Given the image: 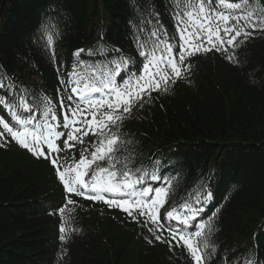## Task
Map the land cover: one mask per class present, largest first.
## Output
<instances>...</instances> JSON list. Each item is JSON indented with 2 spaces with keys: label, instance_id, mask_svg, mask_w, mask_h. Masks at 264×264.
<instances>
[{
  "label": "trees",
  "instance_id": "obj_1",
  "mask_svg": "<svg viewBox=\"0 0 264 264\" xmlns=\"http://www.w3.org/2000/svg\"><path fill=\"white\" fill-rule=\"evenodd\" d=\"M152 4L166 25L164 0ZM53 5L58 53L95 42L133 52L130 0H0V70L31 94L53 97L57 86L35 39ZM247 43L233 53L236 62L215 51L196 57L185 80L153 96L120 131L131 141L121 157L134 155L133 167L158 161L174 168L169 206L194 199L200 207L211 192L198 220L211 218L215 252L207 264H264V35ZM58 198L46 163L0 147V264H190L169 240L80 201L61 246L45 208Z\"/></svg>",
  "mask_w": 264,
  "mask_h": 264
},
{
  "label": "snow or ice",
  "instance_id": "obj_2",
  "mask_svg": "<svg viewBox=\"0 0 264 264\" xmlns=\"http://www.w3.org/2000/svg\"><path fill=\"white\" fill-rule=\"evenodd\" d=\"M130 3L135 15L130 27L140 59L120 55L121 50L114 49L117 57L109 63L110 74L103 73V78L93 76L92 82L84 76L74 79L77 76V68L74 67L67 83L61 80L67 93L60 99L62 120L57 119L51 102L46 101L45 110L40 113L44 120L40 121L39 98L14 84H6L7 77L0 76V90L7 89V96H0V105L11 116V122H7L0 115V140L5 142L0 147H6L9 140L15 141L34 157L48 160L67 193L103 201L110 208L122 210L133 220L138 216L144 217L145 227L148 223L155 226L149 231L157 241L161 240L157 232L166 231L171 237L166 241L170 247L173 242L177 247L183 245L194 264H207L215 252V246L210 243L211 218L199 222L197 217L204 210L202 203L211 199V192L206 194L204 202L197 201L200 207L186 204L180 213L175 207L165 209V220L162 221L160 209L167 202V188L147 183L148 180L163 179L157 174L159 162L151 161L148 167H133L134 155L117 156L121 146L131 141L113 133L110 125L118 129V122L124 119L125 114H130L137 103L143 107V102H147L145 97L151 99L153 91L167 92L177 79L190 74V65L185 63L188 57L215 50L236 62L230 49L239 47L257 30L264 31V0L259 3L257 0H166L165 7L173 20V32H169L161 22L152 0H130ZM56 15L53 5L45 14L47 22L39 26V34L35 38L43 41V48L53 61L54 36L58 38L60 35L58 27L54 28L51 23ZM83 51L78 49L74 55L79 57ZM85 63L78 61V66L83 67ZM116 77H119L118 82ZM69 88L70 92H67ZM105 108L106 111H101ZM88 115H91V120L87 119ZM78 116L83 119H77ZM77 123L80 127L75 126ZM63 129H72L64 140L65 149L71 147L69 140L79 139L73 132L86 136L90 131L94 137H99V140L90 141L94 146L89 153L90 159L83 154L88 149H83L78 161L73 157L69 162L67 157L59 156L65 149L59 148L56 141L65 136ZM62 159L68 166L61 164ZM104 160L108 162L107 167L99 163ZM86 176L89 177L87 180ZM67 204H74V201L68 199ZM58 211L62 213L64 208ZM206 228L207 232L204 231ZM60 231L65 232L63 225ZM60 239L65 240V235Z\"/></svg>",
  "mask_w": 264,
  "mask_h": 264
},
{
  "label": "bare ground",
  "instance_id": "obj_3",
  "mask_svg": "<svg viewBox=\"0 0 264 264\" xmlns=\"http://www.w3.org/2000/svg\"><path fill=\"white\" fill-rule=\"evenodd\" d=\"M163 2V1H162ZM154 8H156V7H154Z\"/></svg>",
  "mask_w": 264,
  "mask_h": 264
}]
</instances>
